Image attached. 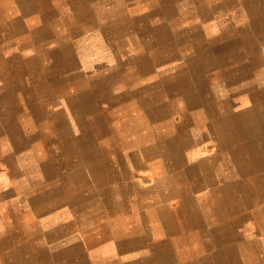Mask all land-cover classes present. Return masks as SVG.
Segmentation results:
<instances>
[{
    "label": "crops",
    "instance_id": "obj_1",
    "mask_svg": "<svg viewBox=\"0 0 264 264\" xmlns=\"http://www.w3.org/2000/svg\"><path fill=\"white\" fill-rule=\"evenodd\" d=\"M0 2V264H264V0Z\"/></svg>",
    "mask_w": 264,
    "mask_h": 264
},
{
    "label": "rangeland",
    "instance_id": "obj_2",
    "mask_svg": "<svg viewBox=\"0 0 264 264\" xmlns=\"http://www.w3.org/2000/svg\"><path fill=\"white\" fill-rule=\"evenodd\" d=\"M2 6L0 2V70L9 68L17 71L20 70L22 64L20 58L22 48L18 35L27 33L28 30H24L19 23L12 22V16L4 13ZM9 43H12V48H8ZM9 65H13V67ZM36 112L35 110H30V116L36 117Z\"/></svg>",
    "mask_w": 264,
    "mask_h": 264
}]
</instances>
